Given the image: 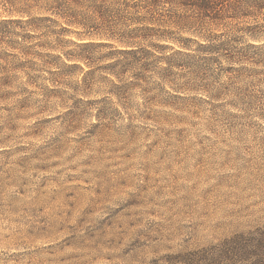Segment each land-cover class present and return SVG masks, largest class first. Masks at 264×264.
Here are the masks:
<instances>
[{
  "label": "rangeland",
  "instance_id": "obj_1",
  "mask_svg": "<svg viewBox=\"0 0 264 264\" xmlns=\"http://www.w3.org/2000/svg\"><path fill=\"white\" fill-rule=\"evenodd\" d=\"M263 225L264 0H0V264Z\"/></svg>",
  "mask_w": 264,
  "mask_h": 264
},
{
  "label": "trees",
  "instance_id": "obj_2",
  "mask_svg": "<svg viewBox=\"0 0 264 264\" xmlns=\"http://www.w3.org/2000/svg\"><path fill=\"white\" fill-rule=\"evenodd\" d=\"M197 1H200L204 9H208L221 0ZM167 3L172 5L174 0H167ZM173 264H264V225L235 233L213 245L177 255Z\"/></svg>",
  "mask_w": 264,
  "mask_h": 264
}]
</instances>
